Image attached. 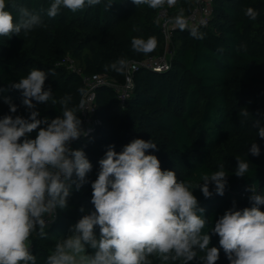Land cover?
I'll return each mask as SVG.
<instances>
[{
  "label": "trees",
  "instance_id": "trees-1",
  "mask_svg": "<svg viewBox=\"0 0 264 264\" xmlns=\"http://www.w3.org/2000/svg\"><path fill=\"white\" fill-rule=\"evenodd\" d=\"M51 0H6L8 11L19 19L17 9L26 6L41 16V24L27 34L0 37V118L5 115L29 116L22 105L21 93L10 89V82H18L33 69L38 68L49 75L45 87L52 89L57 103L53 106L36 104L39 119L56 118L62 115L61 98L71 96L69 107L79 115L80 102L85 90L79 69L86 73L107 72L119 83L125 72L119 73L110 65L118 59L140 60L148 55L160 54L165 49L161 24L157 18L160 8L147 5L136 6L132 0H115L106 12L104 3L86 7L75 13L61 8L55 19H50L44 9ZM195 0H176L171 7L174 14H188ZM212 20L207 26L176 30L172 43V66L167 71L140 67L134 72L135 85L124 105L110 86H101L97 91V117L100 122L86 136L74 141V150L83 149L95 173L87 177V183L79 191L73 186L68 197V206L57 209L56 217L49 226L62 240L71 234V229L82 215L94 211L91 203V183L99 172L98 161L104 157L109 145L120 152L126 144L140 138L152 140L158 150H148L156 155L163 170H173L179 181L189 182L195 188L204 174L223 170L228 174L223 196L214 192L205 198L199 188L193 190L199 206L205 209L208 219L203 232L211 230L214 222L224 212L251 207L250 187L264 194V139L254 134L255 121L264 125V86H248L242 72L255 71L263 77L264 65V0H214ZM247 7L255 8L259 15L255 21L244 15ZM154 36L157 47L144 54L132 49L133 37ZM30 38L46 45L43 54L35 52ZM76 63L69 67L67 58ZM125 71V70H124ZM264 79V77H263ZM10 98L18 106L11 113L4 102ZM34 103H36L34 101ZM247 109L250 117L241 125L240 112ZM36 132L31 134L35 138ZM223 142L229 152L223 162H215L209 155ZM252 143L260 147L258 157L251 155ZM237 158L247 160L249 171L237 177ZM86 211L82 213L80 208ZM264 211V206H261ZM97 235L99 228L96 229ZM211 235V233L209 232ZM220 247L218 235H211L209 247ZM36 264H46L52 253L50 247L30 242ZM92 253V249H88ZM205 253L197 250V258L190 264H202ZM152 264H163L156 254L149 257ZM170 264V262H169ZM175 264H181L176 261ZM217 264H229L223 249H220Z\"/></svg>",
  "mask_w": 264,
  "mask_h": 264
},
{
  "label": "clouds",
  "instance_id": "clouds-1",
  "mask_svg": "<svg viewBox=\"0 0 264 264\" xmlns=\"http://www.w3.org/2000/svg\"><path fill=\"white\" fill-rule=\"evenodd\" d=\"M103 0H51L43 11L55 19L61 8L75 13L86 7L100 5ZM115 0H107V12ZM175 0H168L169 4ZM136 6L156 9L164 0H132ZM6 0H0V37L27 34L41 24L39 13L26 6L17 9L19 19L8 11ZM244 15L258 18V11L247 7ZM132 49L148 54L157 47V40L133 37ZM126 59H118L111 69L123 73ZM49 74L33 68L9 88L22 96V105L29 110L27 118L5 115L0 118V264H36L30 236H47L46 228L54 221L57 209L68 206L73 186L79 191L86 184L92 164L83 149H72L71 143L86 135L79 116L69 107L72 97L61 98L62 115L53 119H39L36 104L57 103L52 89L45 87ZM4 89H0V92ZM34 101L36 103H34ZM11 113L18 106L5 98ZM244 125L250 113H239ZM257 136L264 139V125L255 121ZM36 132L35 138L31 134ZM152 140L134 139L120 152L109 145L99 163V172L91 183V203L94 211L82 215L71 234L56 243L46 264H152L156 254L163 264H190L197 258V250L205 253L202 264H217L222 248L229 264H264V194L250 187L251 207L224 212L215 220L211 235H218L219 248L209 247L211 235L203 232L208 219L199 206L193 190L199 188L205 198L213 191L223 196L227 186L225 170L201 177L203 183L195 188L179 181L173 170H163ZM251 155L258 157L260 147L252 143ZM247 160L237 158L235 175L244 177L249 171ZM85 213L83 207L80 208ZM99 228L97 235L96 229ZM93 252L89 253L88 249Z\"/></svg>",
  "mask_w": 264,
  "mask_h": 264
},
{
  "label": "built area",
  "instance_id": "built-area-1",
  "mask_svg": "<svg viewBox=\"0 0 264 264\" xmlns=\"http://www.w3.org/2000/svg\"><path fill=\"white\" fill-rule=\"evenodd\" d=\"M213 2L214 0H195V5L188 14H174L171 11V7L175 2L172 4L167 3L166 6L160 8L157 18L161 24V30L165 40L164 51L160 54L146 56L140 60H131L124 71L125 79L122 83L112 79L107 72L86 73L82 72L80 69L78 70L85 86V90L81 97L78 116L82 121V131L85 132L86 135L91 133L96 127V124L100 122V118L96 115L98 88L101 86L112 87L120 104L124 105L135 85L134 72L140 67L156 71L169 70L172 66L171 43L176 30L182 28L193 29L199 26L209 25L214 12ZM70 59V57L67 58L69 63ZM71 60L73 61V59ZM68 65L69 67L75 68L73 63ZM70 147L74 149V141L71 143ZM52 223L53 222L47 227Z\"/></svg>",
  "mask_w": 264,
  "mask_h": 264
},
{
  "label": "rangeland",
  "instance_id": "rangeland-1",
  "mask_svg": "<svg viewBox=\"0 0 264 264\" xmlns=\"http://www.w3.org/2000/svg\"><path fill=\"white\" fill-rule=\"evenodd\" d=\"M29 43L31 46L34 45L35 52H37V53L43 54V52L46 51V45L42 42L35 41L34 38H30ZM152 54H155V53H152ZM71 63H73L74 65L76 64L74 61H72L70 59V63L68 62V64H71ZM242 74L244 75V77L246 79V83L248 84V86L255 87V88L264 86L263 77L259 76L258 73H256L255 71H246V72H242ZM252 130H253L254 134H256V136H257L258 129L253 127ZM228 152H229V150H228L227 146L223 142H221L215 147L214 151L209 155V157L211 160L220 163V162H223L225 160V156H226V154H228ZM94 174L95 173L93 171H91L87 177L93 176ZM46 232H47V236L45 238H41L38 234L33 233L30 236V242H32L36 239L38 241V243H43V244L47 245L48 247H50L51 250H54L56 243L61 241V239L59 238V236L57 235V233L55 231H52L50 233V227L46 228Z\"/></svg>",
  "mask_w": 264,
  "mask_h": 264
},
{
  "label": "water",
  "instance_id": "water-1",
  "mask_svg": "<svg viewBox=\"0 0 264 264\" xmlns=\"http://www.w3.org/2000/svg\"><path fill=\"white\" fill-rule=\"evenodd\" d=\"M262 74H263V77H264V65H263V68H262Z\"/></svg>",
  "mask_w": 264,
  "mask_h": 264
}]
</instances>
